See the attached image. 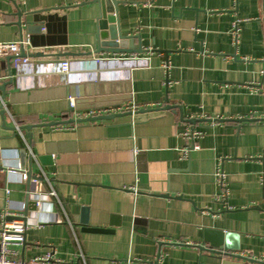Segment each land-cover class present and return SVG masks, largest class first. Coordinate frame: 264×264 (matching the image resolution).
Here are the masks:
<instances>
[{
    "label": "crops",
    "instance_id": "crops-1",
    "mask_svg": "<svg viewBox=\"0 0 264 264\" xmlns=\"http://www.w3.org/2000/svg\"><path fill=\"white\" fill-rule=\"evenodd\" d=\"M262 7L117 0L115 25L143 52L111 54L97 53L93 0H0V42L30 38L29 67L0 59V226L6 212L28 225L13 259L264 262ZM86 111L115 116L72 122Z\"/></svg>",
    "mask_w": 264,
    "mask_h": 264
},
{
    "label": "built area",
    "instance_id": "built-area-1",
    "mask_svg": "<svg viewBox=\"0 0 264 264\" xmlns=\"http://www.w3.org/2000/svg\"><path fill=\"white\" fill-rule=\"evenodd\" d=\"M238 32V26L237 23L235 24V32L234 36H237ZM30 45V38L22 39L20 41H15L12 43H3L0 42V59H6L11 58L13 61L14 66H16L18 69L21 67H29L30 66V57L27 56V50H29ZM101 59H97L95 62L99 65L101 62ZM71 64L68 61H64V63L59 64L58 66V72L61 74H69L70 73ZM70 107L71 109L75 108V100H70ZM102 111H86L80 114H77L76 121L83 120V119H89V118H97L102 116ZM77 123V122H76ZM182 136L186 140H190L194 142L197 138L202 136V133L198 130L187 128L182 133ZM195 149H198L195 145L192 146ZM190 147H187L183 151V157L186 158L190 152ZM217 180L219 182V185L222 189H224L223 193H226V181H225V175L223 171L220 170L216 174ZM262 179L264 180V173L262 176ZM28 177L27 174L24 172L22 174V181H27ZM33 186L35 187V197L40 198L38 195V186L37 181L33 180L31 182ZM50 195L55 196V192L52 191ZM36 198V199H37ZM36 201V200H35ZM36 206L41 205L39 201L37 200ZM13 216L9 213H4L3 215V223L0 226V264H51L54 260L53 254H46L44 256L36 257L33 260L25 261V260H15L12 258L13 251L12 247L22 246L26 242V232L28 230L27 223L22 219V217L17 216L16 219L12 221H8L7 218ZM149 264H161V258H156L153 262Z\"/></svg>",
    "mask_w": 264,
    "mask_h": 264
},
{
    "label": "water",
    "instance_id": "water-1",
    "mask_svg": "<svg viewBox=\"0 0 264 264\" xmlns=\"http://www.w3.org/2000/svg\"><path fill=\"white\" fill-rule=\"evenodd\" d=\"M95 3H99L102 7V18L99 22V33H98V52L97 53H111V54H133V53H142L143 49L141 48H135V46L132 45L134 37H126L122 34L121 30L115 25V18L113 14H115V10L117 7V0H93ZM264 8V0H263V7ZM263 23H264V17H263ZM76 104V103H75ZM79 108L77 105L74 109H72V112L77 111ZM79 111V110H78ZM0 115L3 116V111L0 112ZM114 116H100L97 118H89V119H83V120H72V122L77 123H83V122H95L100 120H110L114 119ZM248 120H238L237 122H247ZM31 127H22V129L30 130ZM22 157L24 158V153L22 154ZM23 161V162H24ZM31 173H29V179L32 177L33 169H32V162L29 161ZM227 240H224L220 242L218 248L220 249H227ZM215 253H221L218 251H215ZM252 264H264V262H257L255 260H249Z\"/></svg>",
    "mask_w": 264,
    "mask_h": 264
}]
</instances>
